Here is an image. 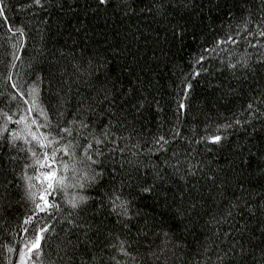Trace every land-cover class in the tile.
I'll return each mask as SVG.
<instances>
[{"label":"trees","instance_id":"trees-1","mask_svg":"<svg viewBox=\"0 0 264 264\" xmlns=\"http://www.w3.org/2000/svg\"><path fill=\"white\" fill-rule=\"evenodd\" d=\"M0 7V110L13 121L45 123L38 110L25 111L35 86L54 147L72 140L56 135L61 127L81 145L57 154L58 176L73 187L58 193L61 210L42 241L46 264H264V0H3ZM228 36L236 43L211 51ZM188 79L178 113V86ZM18 91L29 104L13 99ZM7 128L0 260L19 264L8 249L23 247L29 193L40 182L28 179L39 174L25 142L31 137L12 140L24 124ZM44 151L51 149H40L41 158ZM77 195L87 199L73 209L67 201ZM117 195L125 207L115 208Z\"/></svg>","mask_w":264,"mask_h":264},{"label":"snow or ice","instance_id":"snow-or-ice-1","mask_svg":"<svg viewBox=\"0 0 264 264\" xmlns=\"http://www.w3.org/2000/svg\"><path fill=\"white\" fill-rule=\"evenodd\" d=\"M3 0H0V3H2ZM35 4H40L41 0H33ZM101 4H106L108 0H99ZM6 22V16H5V9L3 7H0V26ZM247 31V29H245ZM9 31L13 32V35H15L17 32L20 36L24 35V32L21 29H13L9 28ZM260 36H264V30H261L259 32ZM227 43H233L235 44L236 41L231 37L228 36L223 40H218L215 42L214 48L211 50L213 52L216 51V49L220 48L221 44H227ZM255 47V45H252ZM205 51H208L207 49ZM15 59L19 60L20 57L17 56ZM205 57L201 56L198 58L195 63L199 64ZM230 67L235 68L236 65H230ZM203 70V69H201ZM194 72L196 75H199V71L194 69ZM11 79V78H9ZM184 84L187 85V88H179L178 91L181 93L176 97L177 102V112L179 113L181 110H184L186 108L185 100L190 96V92L187 91L191 87L190 79L183 81ZM12 88L18 89L20 88V85L13 83L11 85ZM32 93V101L30 106L25 109V111L28 113V116L30 117L31 114L34 111H39V115L44 117L45 123H38L36 119H31L30 124L25 123L27 117L21 116L19 119L13 121V115L9 112H5L3 110H0V135H2L5 131L8 130L7 125L9 123H16V124H24V128L20 132H15L12 134V140L16 141L22 137V135H26L31 137V141H25L26 143H31L32 147L30 149L32 157L35 160V164L38 165L37 171L39 172L36 176H30L28 177L29 181L37 180L40 182V187L38 191H31L29 193V198L32 201L33 208L29 211V214L27 217L23 220L22 224V232L23 236L20 238V243L23 245V247H9L8 251L9 253L15 252L19 258V264H46L44 260H42L41 253L43 251V245L42 241L47 242V233H49L51 230L55 228V225H51L49 221L56 218V213L59 212L61 209L58 204V193L59 194H67V189L69 187H73V185H69L65 182V177L60 175L58 176L56 165L59 163L60 158L58 157L59 152H63L65 155L69 154V149L71 148L72 144H75L76 147H80L78 138L76 136H73V132L71 129H68L66 127H61L59 131H57L56 135H59V132H64L67 134V136L72 137L71 142L69 143L66 148L61 149L54 147L58 141L51 138V129L52 126L50 123L47 122L48 117L47 113L44 111V109L39 108V105L37 104L36 97L38 96V91L35 86L31 89ZM19 97L23 100L24 104H29V100L24 98V92L18 91L16 93V96L13 97V99H16ZM105 99H109V96L106 95ZM144 102H140V107H143ZM19 106V105H18ZM252 105H249V108H251ZM35 125L36 130L33 131L32 126ZM82 127H88V124L85 122H81ZM42 128H48L49 132L44 133L40 130ZM63 139V137H61ZM161 140L164 138L161 137ZM221 141V137L219 135H215L212 137V142L217 143ZM99 143V141H97ZM15 146V145H14ZM91 147V146H90ZM40 149H51V152L44 151L42 158L38 155V152ZM22 151H28L26 149H21ZM73 156H75V153H72ZM88 160H92V157L89 155L87 156ZM93 163H95L94 160H92ZM29 167H32V165H29ZM69 168V165L67 163L62 165V170L67 171ZM47 169V170H45ZM30 188L35 187V185L30 183ZM78 188H83V184L77 183L74 185ZM147 190V189H146ZM86 197L82 195L73 196L71 199L67 201V203L73 208H77L79 205L83 204L86 201ZM126 201L121 200L120 196L117 195L114 201L115 208L119 209L122 207H125ZM165 237H167V233L164 234ZM3 251V245L0 244V253ZM121 251H124L123 248H121ZM127 254V253H125ZM154 255V253L152 254ZM0 264H3L2 260H0ZM9 264H16V261L10 260Z\"/></svg>","mask_w":264,"mask_h":264}]
</instances>
